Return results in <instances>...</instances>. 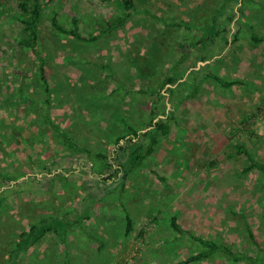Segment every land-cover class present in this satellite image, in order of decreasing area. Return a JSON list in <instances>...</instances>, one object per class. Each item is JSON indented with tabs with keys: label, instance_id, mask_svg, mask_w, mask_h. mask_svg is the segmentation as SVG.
I'll list each match as a JSON object with an SVG mask.
<instances>
[{
	"label": "rangeland",
	"instance_id": "1",
	"mask_svg": "<svg viewBox=\"0 0 264 264\" xmlns=\"http://www.w3.org/2000/svg\"><path fill=\"white\" fill-rule=\"evenodd\" d=\"M131 2L129 10L122 0H41L44 85L17 0H0V264L43 218L71 224L18 264H183L203 249L177 237L172 217L233 252L254 250L247 224L264 247V173H244L248 158L237 153L243 146L264 162V43L247 27L264 35V0ZM53 17L97 39L62 34ZM212 75L238 84L223 88ZM192 77L196 97L183 99ZM150 116L170 118V132L122 178L115 170L131 142L115 140L128 124L146 142ZM97 174L113 177L96 184ZM187 264L246 263L215 255Z\"/></svg>",
	"mask_w": 264,
	"mask_h": 264
},
{
	"label": "trees",
	"instance_id": "2",
	"mask_svg": "<svg viewBox=\"0 0 264 264\" xmlns=\"http://www.w3.org/2000/svg\"><path fill=\"white\" fill-rule=\"evenodd\" d=\"M102 1H110V0H102ZM125 4L126 9L133 8L131 0H122ZM43 4L41 0H17L16 7L20 13V21L24 25L25 30L28 33V39L30 40V44L27 45L30 47L32 53L36 55L40 60V73H41V81L46 85V75L43 66V59L38 53V30L37 26L41 18V9ZM132 16L131 13H127L120 21L119 24H124L126 21L130 19ZM52 27L65 35L73 36L74 38L84 40V41H95L97 37L91 38H82L77 30H76V22L72 23L71 29L64 28L61 26L57 19L53 17L51 19ZM248 30L250 31L251 39L254 43H264V35H260L255 32L252 26H247ZM212 79L217 82L218 85H221L223 88L230 87L232 85H237L238 82H226L220 77L212 75ZM191 83L194 86H191V89L188 93H186L183 99H192L196 97V93L199 89V82H196V77H192ZM169 81V80H168ZM48 85V84H47ZM45 92L47 97H49L50 89L48 86L45 88ZM25 102L32 103L29 99H25ZM46 104H48V100H46ZM44 117L48 120L49 117L44 115ZM125 122V121H123ZM127 132L126 134L119 136L116 138L115 143L117 146H120L124 141L131 142L129 146V151L126 154V158L124 162H118L116 173H122L123 177H127L129 174L134 173L136 170L143 168L145 165L146 160L154 153L156 146L158 145L159 141L165 138L170 132V118L162 119L156 116H150L146 126V132L142 133L143 136L147 138L146 142L140 141L139 134L140 132L135 129L134 127L125 124ZM55 132L58 134L59 138L63 140V142L73 150H81L76 148L73 144L70 136L65 132L61 131L60 129L53 127ZM127 135V136H126ZM126 136V137H125ZM128 137V139H126ZM120 148V147H119ZM238 154H244L248 158V165L244 168L243 172L248 173L251 171H259L264 173V162L257 161L253 159L247 150L243 146L238 147ZM95 157L99 159H103L104 156L102 154H97ZM108 167V166H107ZM111 167V166H109ZM49 175V174H48ZM97 179L95 180L96 184L100 183V180L103 182L111 181L113 174L109 175L108 178H102V174H97ZM99 178V179H98ZM4 181L7 183H12L13 179L3 176ZM14 183V182H13ZM2 202H0V205ZM26 219V218H25ZM126 222V232L131 230V219L126 214L125 216ZM64 223V224H62ZM71 222L68 220L65 222L64 220H55L51 218H43L38 219L36 222H32L29 224L28 229L26 231L21 232L17 235L16 239L11 243L10 250L7 255L6 261L3 264H18L19 256L30 249L34 244L40 241L45 234L53 233L59 234L60 230L65 228V225L70 227ZM171 229L175 232L177 237L180 236H187L190 240L197 242L201 247L202 251L187 258L183 262V264H187L193 261L202 260L205 258H209L215 255H220L222 257L229 258L232 262L235 263H246V264H264V247L256 241L253 232L251 231L250 227L246 224V232L248 235V240L254 250L251 251H240V252H233L224 244H220L216 241L207 240L202 236L195 235L189 230L183 229L178 223L176 217H172L170 221ZM176 237V238H177ZM68 264V263H66Z\"/></svg>",
	"mask_w": 264,
	"mask_h": 264
}]
</instances>
